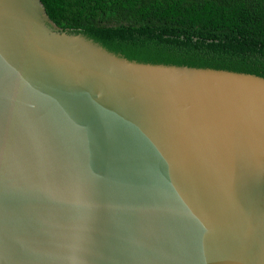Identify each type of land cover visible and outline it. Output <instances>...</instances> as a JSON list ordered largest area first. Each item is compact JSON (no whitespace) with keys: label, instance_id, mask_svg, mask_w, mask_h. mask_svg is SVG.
Wrapping results in <instances>:
<instances>
[{"label":"water","instance_id":"1","mask_svg":"<svg viewBox=\"0 0 264 264\" xmlns=\"http://www.w3.org/2000/svg\"><path fill=\"white\" fill-rule=\"evenodd\" d=\"M0 264H264V68L0 0Z\"/></svg>","mask_w":264,"mask_h":264},{"label":"trees","instance_id":"2","mask_svg":"<svg viewBox=\"0 0 264 264\" xmlns=\"http://www.w3.org/2000/svg\"><path fill=\"white\" fill-rule=\"evenodd\" d=\"M60 31L264 68V0H39Z\"/></svg>","mask_w":264,"mask_h":264}]
</instances>
